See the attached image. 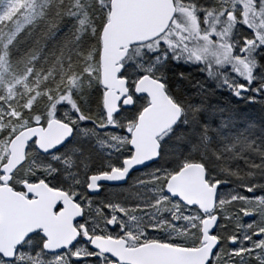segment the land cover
I'll use <instances>...</instances> for the list:
<instances>
[{"label":"snow or ice","instance_id":"snow-or-ice-1","mask_svg":"<svg viewBox=\"0 0 264 264\" xmlns=\"http://www.w3.org/2000/svg\"><path fill=\"white\" fill-rule=\"evenodd\" d=\"M0 264H264V0H0Z\"/></svg>","mask_w":264,"mask_h":264}]
</instances>
